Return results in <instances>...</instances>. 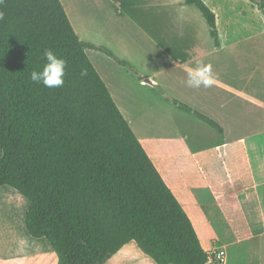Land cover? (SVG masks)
Wrapping results in <instances>:
<instances>
[{"label": "trees", "instance_id": "16d2710c", "mask_svg": "<svg viewBox=\"0 0 264 264\" xmlns=\"http://www.w3.org/2000/svg\"><path fill=\"white\" fill-rule=\"evenodd\" d=\"M185 1L199 8L216 37L214 12L203 0ZM251 1L264 8V0ZM0 11V187L27 199L29 235L49 242L57 264H104L131 240L157 264H208L190 217L86 49L138 72L111 49L80 40L60 0H3ZM45 48L67 62L62 87L29 78L43 67ZM167 99L222 130L186 103Z\"/></svg>", "mask_w": 264, "mask_h": 264}, {"label": "crops", "instance_id": "0c3cea01", "mask_svg": "<svg viewBox=\"0 0 264 264\" xmlns=\"http://www.w3.org/2000/svg\"><path fill=\"white\" fill-rule=\"evenodd\" d=\"M60 1L80 40L110 49L111 44L107 37L112 36L120 50L117 51L118 56L132 62L128 55L129 47L124 44L126 35L121 36L118 29H110L108 26L96 28V25L94 30L85 28L83 21L89 17L85 14L88 12L87 5L91 4L90 0H71L70 5L66 0ZM203 1L215 14L216 37L209 35L205 18L189 8L194 4L186 3L185 0L144 2L150 7H162L165 10L159 15H152L155 17L150 19V30L142 28L145 44L139 55L152 61L156 68L147 69L141 64L135 65L141 73L147 74L145 77L154 81L156 87L144 84L145 77H136L126 72L122 65L108 55L100 54L102 52L98 50L94 58L87 56L164 182L183 208L194 207L190 200L197 207H201L203 200L199 201L195 195L199 189L205 193L210 191L211 202L218 207L219 199L209 188L208 177L202 173L193 155L195 152L218 150L231 144L232 179L230 183L223 182L220 186L221 192L225 194L222 199L231 202L233 216L238 221L245 214V204L262 200L264 202V194L252 192L260 185L264 186V8L251 0H214V5L209 0ZM197 60L211 64L217 77L213 87L194 89L187 86V72L195 67ZM167 72L182 73V78H179L182 82V97L176 94L174 95L177 98L170 96L166 87L156 79L158 74ZM141 85L150 87L164 99L170 97L183 100V103L216 121L222 130L219 131L205 122L215 130L197 131L198 126L186 114L188 112L174 108L172 113L187 126L184 145L178 142L182 135L180 131L169 134L168 143L171 146L168 150L162 148L163 145H144L140 132L133 127L136 117L132 115L133 109L137 110L139 105L134 98L141 96L135 95L134 87ZM140 91L142 94H150L145 90ZM161 101V98L154 100L156 106L151 107L152 111L163 109ZM138 112L141 113V110ZM189 136L216 138L205 149L197 145L196 139L188 140ZM1 154L0 149V156ZM227 184L231 186L230 193L226 189ZM5 187L7 186L0 187V264H57V255L49 242L45 238H33L27 232L24 225L26 212L17 211L15 201L21 198L10 190L4 191ZM254 215L253 223L248 224L247 228H240L239 225L231 228V242L239 246L237 260L232 264H264V207L260 206V211ZM198 223L204 224L207 221L198 219ZM200 242L204 250L209 252L201 240ZM221 246L224 249L226 247ZM104 264L157 263L131 240Z\"/></svg>", "mask_w": 264, "mask_h": 264}, {"label": "rangeland", "instance_id": "374dc122", "mask_svg": "<svg viewBox=\"0 0 264 264\" xmlns=\"http://www.w3.org/2000/svg\"><path fill=\"white\" fill-rule=\"evenodd\" d=\"M145 1H166V2H181L183 0H90L91 4L87 5L88 12L85 14L89 16L83 21L85 28L88 30L93 29L97 26H108L110 29H118L121 32V36H125L124 44L129 47L128 55L131 57L132 62L128 63L134 68L135 65L141 64L147 69L156 68L155 64L150 60H145L139 54L143 50V45L145 41L143 40V29L150 30L152 15H159L165 10L162 7H150L144 3ZM214 5V0H209ZM66 2L70 5L71 0H66ZM151 4V3H147ZM153 4V3H152ZM212 5V4H211ZM189 8H193L201 18V12L199 9L192 5ZM159 10L160 12H153ZM101 22L102 24H99ZM208 33L211 36L210 26L206 23ZM112 26V28H111ZM125 32V33H124ZM148 33H151L148 32ZM178 41V39H174ZM107 41L111 44V50L119 55L120 51L117 48V42L112 36L107 37ZM87 42V41H85ZM95 49H86V54L94 58L97 56L95 54ZM100 52V51H98ZM103 54V53H100ZM120 57V56H119ZM122 57V56H121ZM125 59V58H124ZM112 60H114L112 58ZM169 66V64H168ZM125 68V67H123ZM136 68V67H135ZM134 68V69H135ZM137 69V68H136ZM135 69V70H136ZM123 70H127L126 68ZM138 70V69H137ZM136 70V71H137ZM139 71V70H138ZM137 71V72H138ZM130 72V71H126ZM140 72V71H139ZM138 74L140 77H145L147 74L144 72H140ZM131 73V72H130ZM133 74V73H131ZM134 75V74H133ZM136 76V75H134ZM137 77V76H136ZM146 78V77H145ZM182 78V73L178 72H167L158 74L156 79L164 85L170 94V96L177 98L178 96L182 97V82L179 80ZM140 90H145L150 92V94H142ZM135 95H140L138 98H134L138 101L137 110L134 108L132 115L136 117V120L133 122V127L136 131L140 132V137L144 145L149 143L150 145H159L160 147L165 149L170 148V144L168 143V139H170L169 134L172 132L175 133L180 131L182 135L181 139H178V142L183 146L184 141V133L186 131V124L181 121L179 117L173 112L174 108H179L174 105L169 100L164 99L160 96L159 93L153 91L150 87L146 85H141L140 87H134ZM178 96H176V95ZM161 98V105L163 109L153 110L152 108L156 106L154 100ZM154 99V100H153ZM183 102V100H179ZM185 103V102H184ZM136 107V106H134ZM152 107V108H151ZM141 110V113L138 112ZM188 112V111H181ZM189 117L192 119V122L195 123L197 127V131H206V130H215L205 122L200 121L195 115L191 112H188ZM134 117V118H135ZM184 123V125H183ZM216 132V131H214ZM188 135V134H187ZM216 138V137H214ZM209 137H192L189 136L188 140H197V145L202 148H209L212 139ZM149 145V146H150ZM231 144L222 147L221 149H213L211 151H202L195 152L193 155L194 161L201 168L202 173L207 175L209 181V188L216 193L217 199H219L218 207H216L212 202V198L210 195V191L207 193L201 192L200 189L195 192L197 196L196 199L203 200L201 201V207H197L195 202L190 200V204L194 205V207L184 206V210L190 217L191 221L197 231V234L202 241V244L209 252L214 250L213 247L223 248L221 245L226 246V255L225 262L217 263V264H232L235 259L237 260V256L239 253V246L233 245L231 242L233 240L232 226L239 225L240 228H247L248 224H252L255 219V213L260 211V206L264 207V202L262 201H254L252 203L245 204V214L238 218V221L235 220L233 216V208L231 206L230 201H226L222 199L225 196L224 192H221L220 184L223 182H229L232 179V154H231ZM230 183V182H229ZM7 186V185H5ZM228 193L231 191L230 184L226 186ZM5 190H10L11 192L16 193L22 200L16 199V205L18 207L17 211L20 210L22 212H26L29 206L27 199H25L22 195H20L14 188L7 186ZM225 189V186H223ZM259 194H264V186L260 185L255 191ZM195 199V200H196ZM199 200V201H200ZM14 201V202H15ZM13 202V203H14ZM203 204V205H202ZM184 205V204H183ZM16 207V208H17ZM194 211V212H193ZM198 219L202 221L206 220L207 223H198ZM196 220V221H195ZM258 221V220H257ZM262 221V220H261Z\"/></svg>", "mask_w": 264, "mask_h": 264}, {"label": "clouds", "instance_id": "9594fccd", "mask_svg": "<svg viewBox=\"0 0 264 264\" xmlns=\"http://www.w3.org/2000/svg\"><path fill=\"white\" fill-rule=\"evenodd\" d=\"M3 0H0V4ZM4 19V12L0 11V20ZM45 63L41 69H33L30 74V80L35 84H42L46 88L54 89L64 85L67 62L64 58L57 55L51 48L43 50ZM87 71L82 70L81 75H86ZM216 74L212 70L211 64L203 60L195 61V67L187 72V86L189 88L199 89L211 88L216 83Z\"/></svg>", "mask_w": 264, "mask_h": 264}, {"label": "built area", "instance_id": "2783aa9c", "mask_svg": "<svg viewBox=\"0 0 264 264\" xmlns=\"http://www.w3.org/2000/svg\"><path fill=\"white\" fill-rule=\"evenodd\" d=\"M208 253H209L208 264H212L214 262L216 263L225 262L226 251L224 248H214L212 252H208Z\"/></svg>", "mask_w": 264, "mask_h": 264}, {"label": "water", "instance_id": "95a60500", "mask_svg": "<svg viewBox=\"0 0 264 264\" xmlns=\"http://www.w3.org/2000/svg\"><path fill=\"white\" fill-rule=\"evenodd\" d=\"M143 83H144V84H147V85H149V86L156 87L154 81H153L151 78H149V77L144 78V79H143ZM157 89H158V88H157Z\"/></svg>", "mask_w": 264, "mask_h": 264}]
</instances>
